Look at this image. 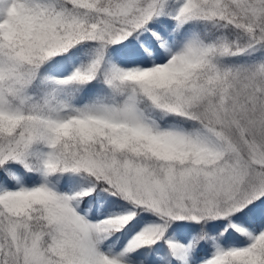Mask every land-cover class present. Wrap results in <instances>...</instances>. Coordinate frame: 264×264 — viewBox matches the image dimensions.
Wrapping results in <instances>:
<instances>
[{
    "label": "snow or ice",
    "instance_id": "snow-or-ice-1",
    "mask_svg": "<svg viewBox=\"0 0 264 264\" xmlns=\"http://www.w3.org/2000/svg\"><path fill=\"white\" fill-rule=\"evenodd\" d=\"M0 264H264V0H0Z\"/></svg>",
    "mask_w": 264,
    "mask_h": 264
}]
</instances>
